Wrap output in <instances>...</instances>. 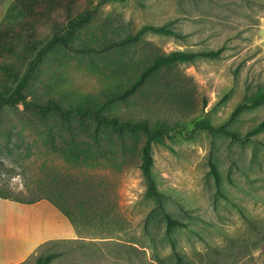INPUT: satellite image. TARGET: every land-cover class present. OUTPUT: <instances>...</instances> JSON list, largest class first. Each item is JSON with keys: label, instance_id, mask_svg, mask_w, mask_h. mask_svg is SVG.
I'll list each match as a JSON object with an SVG mask.
<instances>
[{"label": "rangeland", "instance_id": "obj_1", "mask_svg": "<svg viewBox=\"0 0 264 264\" xmlns=\"http://www.w3.org/2000/svg\"><path fill=\"white\" fill-rule=\"evenodd\" d=\"M51 0H0V84L13 85L4 63L24 72L33 53L28 39L45 40L53 21L64 22ZM92 26L80 36L101 35L103 25L132 31L143 24H168L183 38L147 33L140 50L169 52L221 48L219 56L180 62L177 69L191 88L188 106L176 110L167 100L122 105L124 117L187 119L181 132L154 143L153 176L162 196L146 192L139 167L121 171L89 169L101 180L97 208L103 219L82 224L80 236L46 243L27 260L56 253L48 264H260L264 262V102L234 112L264 85V0H126L99 4L79 0L78 9L94 7ZM72 53V52H71ZM20 78V77H19ZM101 76L85 59L65 57L39 63L24 90L27 99L44 101L69 92L97 95ZM184 112V113H183ZM203 119L211 129L196 126ZM39 120L22 103L0 110V186L12 197L28 199L47 174L71 190L68 177L79 167L66 164L38 135ZM217 167V186L209 171ZM64 186V187H65ZM160 202L161 207H159ZM99 210V211H100ZM166 212L185 226L166 228Z\"/></svg>", "mask_w": 264, "mask_h": 264}, {"label": "trees", "instance_id": "obj_2", "mask_svg": "<svg viewBox=\"0 0 264 264\" xmlns=\"http://www.w3.org/2000/svg\"><path fill=\"white\" fill-rule=\"evenodd\" d=\"M51 10L61 12L64 22L53 21L52 34L45 40L28 39L24 56L27 65L20 75L19 66L4 63L1 67L13 79V85L0 84V110L22 103L39 120L38 135L50 149L56 150L62 160L80 171L74 177H68L71 190L47 174L36 183V193L28 198L12 197L0 186V197L22 203H31L46 199L59 209L71 222L80 236V226L91 224L97 217L103 219L106 210L98 209L101 180L93 181L89 169L103 167L121 171L137 166L146 181V192L158 200L162 194L156 186L153 176L152 145L164 144L173 132L182 133L189 124L187 119L173 122L166 118L153 119L124 117L120 108L126 104L145 106L150 102L167 100L176 110L188 106L191 88L181 76L177 65L192 61L197 57L219 56L221 48L195 51L188 48L174 49L169 52H144L139 48L147 33L172 35L183 38L185 35L168 24H143L129 31L117 28L111 34V27L103 25L101 35L94 33L84 41L80 31L92 26L94 7L78 9L79 0H51ZM126 0H98L99 4ZM72 52V53H71ZM84 58L86 67L101 76L104 84L97 95L69 92L61 97H48L44 101L27 99L24 90L29 85L37 65L46 59L65 57ZM20 77V78H19ZM264 102V85L243 102L234 112L247 106H256ZM184 113V112H183ZM196 126L211 129L209 122L192 120ZM264 129V117L253 127V132ZM209 171L218 186L220 176L214 162L209 161ZM65 186V187H64ZM161 207L160 202H158ZM100 210V211H99ZM166 228L185 226L183 220L163 213ZM56 253L38 256L36 264H48ZM264 264V262L260 263Z\"/></svg>", "mask_w": 264, "mask_h": 264}, {"label": "crops", "instance_id": "obj_3", "mask_svg": "<svg viewBox=\"0 0 264 264\" xmlns=\"http://www.w3.org/2000/svg\"><path fill=\"white\" fill-rule=\"evenodd\" d=\"M68 218L46 199L0 197V264H18L46 243L77 238Z\"/></svg>", "mask_w": 264, "mask_h": 264}]
</instances>
